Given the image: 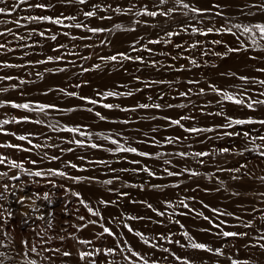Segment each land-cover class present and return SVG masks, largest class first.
Returning a JSON list of instances; mask_svg holds the SVG:
<instances>
[{"label":"rangeland","instance_id":"1","mask_svg":"<svg viewBox=\"0 0 264 264\" xmlns=\"http://www.w3.org/2000/svg\"><path fill=\"white\" fill-rule=\"evenodd\" d=\"M30 2L37 3L40 0H30ZM43 2L53 7L41 10L28 8L27 4H24L11 15L0 14L2 21L0 33H3L0 35V44L5 45L4 48H0V77H14L13 80L0 79V89H8L6 92L0 91V101L30 103L33 108L37 104H55L57 108L47 109L45 114L13 108L7 103L0 106V120L10 121L9 124L0 127L16 135L31 133L29 139L32 143L42 146L32 148L30 153L0 147V154L9 159L23 160L25 168L31 171L46 172L47 169H59L70 176L96 177V180L82 179L80 182H74L59 176L34 177L18 169H11L7 164L0 165V172H8L9 176H19L18 180L0 178V185L6 183L9 186L7 192L0 187V192L6 196V199L0 200V205L10 208L15 213L4 232H0V253L4 254L0 256V260H3V264H28L29 259H35L37 264H85L84 261L79 260V251L94 252L96 248L105 247L115 249L118 242L123 246L124 241H127L135 251L145 254L147 258H154L157 264H181L171 255L172 252L187 257L193 261V264H230L227 259L229 255L241 261H248L249 264H264V250L247 247L250 241L255 243L252 238L258 235L256 229H264V197L259 195L264 192V182L258 179L264 176V157H259L256 152L244 151L246 147L252 148L253 145L243 136L224 135L225 132L233 131H250L253 135L257 133L264 135V126L250 124L233 125V128L222 127L229 116L235 119H264V105H255L254 110H251L227 101L218 104L217 101L221 98L208 88L209 84H214L218 88L232 92L238 98H244L246 102L249 99L264 100V95H259L264 92V86L254 82L245 83L239 79L240 76H247L264 80V73L257 71L258 68H264V52L253 50L247 36L240 35V30L235 28H232V32L237 34L234 36L223 30L201 35L191 32L188 27L191 24L206 31L208 27L223 29L237 23L243 25L264 21V16H246L241 12L245 4L257 3L259 0H185L186 3L196 7L210 9L202 17L193 13L184 17L182 12L186 10L179 8L169 17L159 14L156 17L135 15V12L140 11L145 5L148 6L149 11L158 13L162 10L166 11L167 8L176 7L174 0H168L164 5H160L159 0H89L87 6L66 4L62 3V0H43ZM11 3L12 0H9V7ZM96 4L100 5L96 16L85 17L83 12L94 10L92 6ZM109 5L111 8L108 7ZM133 5L135 7L128 13H116L112 10L117 6L129 8ZM215 5L220 7L217 8ZM32 15L53 17L75 15L77 19L64 20L61 25L25 19ZM101 16H110L111 19L102 20ZM15 21H19V24ZM75 23L111 31L93 34L84 27L78 29L64 26ZM116 24L121 25L119 30L114 28ZM8 29H11V32ZM32 29H36V32L33 33ZM41 31L45 32L44 37L39 35ZM65 32L69 35H63ZM167 32L179 34L168 37L165 35ZM51 35H56L57 40H51ZM72 36L78 39L73 40ZM79 37H90V39H79ZM238 37L239 41H244L248 45V50L229 52V48L240 47ZM158 39L166 42L149 43L150 40ZM102 40L107 43L101 45ZM213 41L221 43H213ZM193 44L197 46L193 48ZM59 45L66 47L58 48ZM177 45L180 47L178 48ZM134 47L138 50L133 51ZM145 48H150L152 51L148 52ZM54 49L58 50L54 51ZM116 52H125L133 57L141 56L145 62L135 60L107 62L99 59V56L113 55ZM57 55L62 56L63 60L36 63L46 60L48 56ZM252 56H256L257 59H250L249 57ZM193 59L197 62L195 65L190 62ZM153 62L155 67L152 66ZM5 63L22 65V67H6ZM94 64H99L100 67L93 68ZM59 68L66 70L61 72L57 70ZM83 68H88L90 71L84 72ZM137 76L140 77L139 81L135 79ZM20 80L26 83L21 84ZM188 81H199V83H188ZM77 84L81 87H75ZM200 88L205 89L204 95H199ZM59 89L96 99L98 103L89 104L78 96L65 95ZM189 89L192 91L188 96H179V92H188ZM106 91H131L134 95L111 97L97 95ZM149 96L152 100L148 99ZM104 103L120 105V108L107 109L102 106ZM141 103H160L162 107L160 109L136 107ZM169 104L173 107L169 108ZM88 108H92L93 111H87ZM123 108H136V110L125 112L121 110ZM68 109L74 110L68 111ZM95 112H100L106 119L100 120ZM218 112L223 114L216 115ZM24 116L30 117L31 121L40 120L43 123L24 121L16 123L13 120ZM181 116L194 118L181 121L186 128L195 126L213 128V131L187 133L179 126L171 125L168 120L163 119V117L179 119ZM65 126H81L82 131L91 135L80 136L78 133L59 131ZM98 133L112 136L121 144L135 147L138 152H148L151 156L109 152L107 149H115L116 145L103 139V136L97 135ZM117 133L120 135H115ZM176 137L180 139L177 140ZM168 138H171L173 143L169 144ZM73 139L84 140L86 145L96 143L102 147L97 149L79 147L75 143L68 142ZM5 143L20 144L25 148L32 147L27 141H20L15 136L0 132V144ZM255 143L259 145L261 142L257 140ZM225 147L231 151L218 152V149ZM69 148L73 150L67 151ZM198 151L209 152L210 155L199 158L192 155L186 158L175 155L178 152ZM156 153L161 155L157 157ZM53 155L59 159L51 160L50 157ZM81 156L85 159H79ZM30 160H36L37 164H31ZM99 160L105 161L106 164L95 163ZM134 160L140 161V164L131 163ZM165 160L171 163L164 164ZM199 160H203L204 164H200ZM69 162L77 164L78 168H71ZM242 164H246L247 168L241 169L240 173L218 171L220 168L234 169ZM144 166L153 170L156 175L149 176L140 170ZM164 168L174 172L188 168L198 172L199 175L194 177L183 173L180 176H168ZM113 169L115 172L112 171ZM122 169L126 171H121ZM244 172L250 173L255 178L243 175ZM234 175L241 178L233 180ZM114 176H119L120 180L114 181L112 185L102 183ZM141 185L144 187L141 188ZM110 188L113 191H109ZM65 189L79 192L81 198L91 207L99 209L101 217L88 213L79 204L78 199L66 193ZM121 192L127 195L121 196L119 194ZM34 193L38 194V197L33 195ZM44 193L49 194L48 199H44ZM21 196L31 199H26L21 205L17 202ZM101 199L115 203L100 205L98 201ZM180 199H185L189 208L180 206ZM165 201L171 202L172 207L168 208ZM145 202L151 203L158 211L166 210V215H157L146 206ZM212 209L217 211L213 212ZM21 213H27L29 221L27 226L21 225V221L25 218ZM49 213L52 214L50 217ZM199 213H203V216ZM41 216L45 219H39ZM78 216H84L85 220L80 221L77 219ZM204 216L209 217L212 223L205 220ZM48 219L52 221L51 228L47 227ZM88 220H97L98 223L90 224L79 232L73 227L81 223L87 224ZM250 220L252 225L244 227L243 225ZM221 221L224 222L220 225L222 230L247 232L248 237L224 238L217 235L220 229L214 227V224H219ZM100 224L109 227L115 235L105 234L102 238H97L95 234L102 232ZM125 224L134 231L129 232L128 228L124 227ZM135 231L143 233L150 243L145 245L140 237L135 235ZM185 231L195 241L205 243L213 249L223 247L224 256L190 247L181 248L175 243L159 239V235L162 234L187 245L189 241L183 236ZM36 232L40 233L43 240L37 237ZM70 233H75L78 239L92 240L93 244L81 245L77 239L69 236ZM60 237L65 239L61 240ZM22 240H27L29 247L35 244L38 252L30 253L25 257L23 253L27 248L21 244ZM152 244H156L157 247H151ZM57 248L61 251H69L72 255L64 257L60 253L43 251V249ZM164 248L170 249V252L163 251ZM45 257H51V261L46 260ZM91 261H95L96 264H110L113 261L128 264V261L122 259L119 249H116L113 255L96 254L89 258L88 264H91Z\"/></svg>","mask_w":264,"mask_h":264},{"label":"snow or ice","instance_id":"2","mask_svg":"<svg viewBox=\"0 0 264 264\" xmlns=\"http://www.w3.org/2000/svg\"><path fill=\"white\" fill-rule=\"evenodd\" d=\"M168 2V0H159V4L160 5H164ZM62 3H66V4H79V5H85L87 6V4L89 3V0H62ZM27 4L28 8H36V9H41V10H47L51 7H53V5L49 4V3H45L43 2V0H40V2L37 3H31L30 0H12L11 6L9 7V0H0V14L3 15H11L13 12H16L17 9L21 6ZM174 4L176 7H171V8H167L166 11H159V13L157 11H149L148 10V6L145 5L140 11H136L135 15L136 16H141V15H147L150 17H156L158 14L161 16H165V17H169L171 16L173 13H175L178 8L179 9H184L186 11L182 12V15L184 17H188L189 13H193L196 16L202 17L206 12L210 11V9L208 8H204V7H196L192 4L186 3L185 0H174ZM94 10L92 11H85L83 12V15L85 17L91 18L96 16L97 14V10L100 8V5L96 4L92 6ZM109 8H111V5L108 6ZM135 6L133 5L132 7L129 8H121L120 6L115 7L114 9H112L114 12L116 13H128L131 12L132 9ZM215 7H220L219 5H215ZM241 12L242 14L246 15V16H252V17H256L257 15H261L264 16V0H259V2L257 3H252V4H245L242 8H241ZM216 15H221V13H216ZM174 18V17H173ZM25 19L29 20V21H38V22H51L53 24H57V25H61L63 24L64 20H72L75 21L77 19V17L75 15H67V16H49V15H32V16H27L25 17ZM100 19H111L110 16H101ZM2 22V21H0ZM15 23L19 24V21H15ZM137 23H139V21H137ZM181 23H183V21H181ZM65 27H75V28H81L84 27L87 29L88 32L93 33V34H97V33H101V32H105V31H111L110 29H105V28H101V27H89L88 25H82L80 23H75L74 25H64ZM188 27L191 29V32L193 33H199L201 35H207L209 33H212L214 31H226L232 35H237L236 33L232 32V28L238 29L240 30V35H246L248 40L251 41V48L253 50H258L261 52H264V21H257L255 23H248V24H233L231 27L229 28H223V29H218V28H213V27H208L206 29V31H202L200 28H197L191 24L188 25ZM114 28L119 30L121 28L120 24H116L114 25ZM132 31H134V29H131ZM186 30V29H185ZM9 32H11V29H8ZM32 32L35 33L36 29H32ZM179 33L177 32H167L165 35L168 37H172L175 35H178ZM0 35H3V33H0ZM39 35L41 37L45 36V32L41 31L39 32ZM63 35L68 36L69 33L65 32L63 33ZM73 40L78 39V37L72 36L71 37ZM50 39L55 41L57 40V36L56 35H51ZM79 39H90V37H79ZM238 41H239V37H238ZM161 42H166L163 41V39H158V40H150L149 43L150 44H158ZM107 41H101L100 44L104 45L106 44ZM213 43H221L220 41H213ZM240 43V47L238 48H229L228 51L229 52H239L241 50L247 51L248 50V45L245 44L244 41H239ZM197 45L193 44L192 47L195 48ZM5 45L0 44V48H4ZM66 47L65 45H59L58 48H64ZM177 47L179 48L180 45H177ZM58 49H54V51H56ZM133 51H137V48H133ZM146 51L151 52L152 49L150 48H145ZM9 51H11L9 49ZM217 55H219L217 53ZM83 59H89V57H82ZM250 59H257L256 56H252L249 57ZM99 59L102 61H107V62H122V61H126V60H135L141 63H144L145 61L143 60V58L141 56H129L127 53L125 52H116L113 55H108V56H99ZM63 60V57L60 55L57 56H48L46 60H40V61H36V63L39 64H44V63H48V62H52V61H61ZM192 64H196V60H191L190 61ZM6 67H22V65H12V64H7L5 63ZM152 66L155 67V62L152 63ZM100 65L99 64H94L93 68H99ZM181 68H183V66H181ZM58 71H65V68H59L57 69ZM46 71H50L49 69H46ZM82 71L87 72L90 71V69L88 68H83ZM257 71L264 73V68H258ZM37 75H42L40 73H37ZM235 75V74H233ZM0 79H4V80H13L14 77L12 76H3L0 77ZM136 80H140V77L137 76L135 77ZM239 79L241 81H244L245 83H258L261 86H264V80H257L255 78H249L247 76H240ZM21 84L26 83V81L24 80H20ZM156 83V82H153ZM188 83H199V81H188ZM148 86V85H146ZM13 87H15V85H13ZM75 87L79 88L81 87L80 84L75 85ZM208 88L211 90V92L215 93L217 96H219L221 99L217 101V103L219 104L221 101H227V102H231L237 105H241V106H245L248 109L254 110V106L255 105H264V100H260V99H249L248 102H246V100L244 98H238L237 95H234L232 92L225 90V89H221L216 87L214 84H209ZM7 88L4 89H0V91H7ZM137 91H139L140 89H136ZM60 92H63L65 95L68 96H72V97H77L78 94L76 92H69L66 91L65 89H59ZM191 89L188 90V92H179V96L181 97H185L188 96L189 93H191ZM133 93L131 91L129 92H114V91H106L104 93H97V95H103L104 97H111V96H131ZM205 94V89L204 88H200L199 90V95H204ZM259 95H264V92L259 93ZM79 99L86 101L89 104H97L98 101L96 99H91L89 97L86 96H78ZM149 100H152V97L149 96L148 97ZM10 104L11 107L13 108H18V109H24L27 110L29 112L32 111H36L39 113H46L47 109H56L57 106L55 104H37L35 108L32 107V105L30 103H14L12 101H0V106H2L3 104ZM104 108L107 109H112L113 107L116 108H120V105H112V104H108V103H104L102 105ZM136 107L140 108V109H148V108H155V109H160L162 107V105L160 103H153V104H147V103H141L138 104ZM169 108L173 107V105L169 104L168 105ZM180 107H185V105H180ZM74 109H68V111H73ZM122 111H135L136 108H123L121 109ZM87 111L92 112L93 109L92 108H88ZM201 111H203V109H201ZM223 113H216V115H222ZM95 115L100 119V120H105L106 117H104L103 115H101L100 112H95ZM155 118V117H154ZM163 119L168 120L170 122L171 125H176L179 126L181 129H183L185 132L187 133H203V132H212L213 128H200V127H188L186 128L184 126L183 123H181V121L183 120H190V119H194L193 117L190 116H181L179 119H172L171 117H163ZM13 120L16 123H20L21 121L24 122H33V123H43V121L40 120H35V121H31L30 117L28 116H24L21 117L19 119L17 118H13ZM124 123H128V121H123ZM10 121L8 119H4V120H0V125H7L9 124ZM250 124H259L261 126H264V119L261 120H253L251 118L249 119H235L233 117H227V122L222 125V127L224 128H233V125H250ZM55 130V129H54ZM59 131H67L70 133H78L80 136H90L91 134L85 131L81 130V126H76V127H63L60 128ZM153 131H155V129H153ZM255 131V130H254ZM0 132H3L6 135H12L15 136V138L17 140L20 141H27V143L29 145H32L31 148H25L20 144H13V143H5V144H0V147L3 148H12V149H16L18 151H24V152H31L32 148H40L42 147L40 144H33L32 140L29 139V136L32 135L31 133L28 135H16V133H9L7 132L3 127H0ZM100 136H103V134H97ZM117 136H119L120 134L117 133L115 134ZM224 135L226 136H243L249 143H251L253 145L252 148H245L244 151H249V152H256V154L259 157H264V135H260L259 133H257L256 135H253L252 132L250 131H243V132H225ZM103 139L109 140L111 144L116 145L115 149H107L109 152L115 151V152H128V153H136L139 156L142 157H150L151 154L148 152H143V151H139L138 149L135 147H131V146H125L124 144H121L120 141L118 139H114L112 138V136H103ZM177 140L180 139V137H176ZM259 140L261 143L259 145H257L255 142ZM70 143H75L77 146L79 147H91L93 149H97L102 147L99 144L96 143H91L89 145H86L84 140H80V139H73L71 141H68ZM167 142L169 144L173 143V140L171 138H168ZM52 146V145H50ZM73 149L69 148L67 149V151H72ZM61 151H64V149H61ZM231 151V149L225 147V148H220L218 149V152L220 153H229ZM161 155V153H156V156L159 157ZM175 155H178L182 158H186L189 155L195 156V157H206L209 156L210 153L209 152H205V151H198V152H193V153H187V152H178L175 153ZM45 156H47V153H45ZM51 160H58L59 157L53 155L50 157ZM79 159L84 160L85 158L83 156H81ZM31 164L36 165L37 161L36 160H30L29 161ZM200 164H204L203 160H199L198 161ZM95 163L98 164H106L105 161L103 160H99V161H95ZM131 163L133 164H140V161H131ZM171 161L165 160L164 164H170ZM7 164L11 169H18L21 172H25L27 175L29 176H34V177H44V176H59V177H64L67 178L69 180H72L74 182H80L82 179H88V180H96V177H77V176H70L68 175L67 172L59 170V169H47V171H42V170H35V171H31L25 168V164L23 160L17 161L15 159H9L7 156H4L2 154H0V165H5ZM69 166L73 169L78 168V165L75 163H71L69 162ZM247 168L246 164H242L240 165V167L234 168V169H226V168H220L218 169V171H228V172H234V173H240L241 169ZM143 172H146L149 176H155L156 173L151 170L150 168H148L147 166H144L142 169ZM164 172L168 175V176H180L183 173H188L190 176H196L199 175L198 172L193 171L191 169L188 168H184L182 171H170L168 168H164L163 169ZM113 172H115V169L112 170ZM121 171H126L125 169H122ZM133 171H136V169H133ZM243 175L249 176L250 178H255L252 177L250 175V173L248 172H244ZM0 178H8L11 180H18L19 176L18 175H12L9 176L8 172H0ZM240 176H232L233 180L236 179H240ZM260 181L264 182V176H260L258 178ZM120 177L119 176H114L113 178L110 179H106L104 180L102 183L106 184V185H112L114 183V181H119ZM49 183H52V181H49ZM176 185H173V187H175ZM0 187H2L4 189L5 192L8 191V184H2L0 185ZM62 187V186H61ZM141 188H143L144 186L141 185ZM153 187H160L159 185H153ZM21 191H23V189L21 188ZM66 193L75 196L78 199V202L80 205H82L88 213H90L92 216L95 217H101V213L99 211V209H94L93 207H91L89 205L88 202H86L83 198H81L80 193L76 192V191H72L71 189H65ZM109 191H113V189H109ZM121 196H126L127 193L121 192L119 193ZM33 195H37L38 194L34 193ZM48 193H44V199H48ZM233 195H238V193H233ZM259 195L261 197H264V192L259 193ZM6 199V196L4 195L3 192H0V200H4ZM26 199H31L30 197H25V196H21L19 198V200L17 201L19 204L23 205L24 201ZM187 199V198H185ZM185 199H180L179 200V205L182 206L183 208L187 209L189 208V205L187 203H185ZM109 203H115V201H106V200H99L98 204L100 205H107ZM146 203V206L151 209L153 212H156L157 215L159 216H164L166 215V210L165 211H158L155 207H153V205L151 203ZM165 204L168 208L172 207L171 202L165 201ZM205 207H207V205H205ZM0 232H4L6 225L11 221V219L14 218L15 213L10 209V208H6L3 205H0ZM77 211H79V209H77ZM213 212H216V209H212ZM255 211V209H254ZM21 215L23 217H25L22 221H21V225L22 226H27L28 224V218H27V213H21ZM49 217L52 215L51 213L48 214ZM199 215L203 216V213H199ZM228 215H232L231 213H228ZM205 220H209L210 223H212V221L210 220L209 217L204 216L203 217ZM39 219H45L44 216L39 217ZM77 219H79L80 221H84L85 217L84 216H78ZM130 219H135L134 217H130ZM98 221L97 220H88L87 224L81 223L79 225H73V227H75L76 231L79 232L81 231V229L87 228L88 225H95L97 224ZM176 223H179V221H176ZM224 222L221 221L219 224H214V227H216L217 229H220V231L217 232V235H220L224 238H245L248 237V233L247 232H235V231H224L220 228V225L223 224ZM47 227L51 228L52 227V221L51 219H48L46 221ZM252 225V221H248L247 223H245L243 226L244 227H250ZM100 227L102 228V232L96 233L95 235L97 236V238H102L105 234H107L108 236H114L115 233L109 228L104 226L103 224H100ZM124 227L128 228L129 232H133L134 229L129 227L127 224L124 225ZM181 227H183V225H181ZM33 231H35V229H33ZM258 235H256L255 237H253L252 239L255 241V243H252L250 241V243L247 245V247H256L259 248L261 250H264V243H261V241H264V229L262 228H257L256 229ZM37 237H40V233L36 232ZM135 235L140 237V239L143 241V243L145 245H148L150 243L149 239L147 237L144 236L143 233L139 232V231H135ZM69 236L73 239H77V242L81 245H92L93 241L92 240H83V239H78L75 236V233H70ZM183 236L186 237L189 241V243L187 245L185 244H181V242L179 240H173L170 237H166L164 235H159V239L160 240H167L169 243H175L177 245H179L181 248L184 247H190L192 249H196V250H203L206 252H210L213 253L214 255L217 256H224V248L223 247H217V248H212L209 245L205 244V243H200L195 241L191 236H189L188 232H183ZM41 240H43V237H40ZM61 240L65 239L64 237H60ZM21 244L27 248V251L23 253V255L25 257H27L30 253H37L38 252V248L35 244L31 245L29 247V242L27 240H22ZM151 247L156 248L157 245L156 244H152ZM116 249H119V252L122 254V259L128 261V264H157V261L153 258V259H149L147 258V256L145 254H142L140 252H137L133 249V247H131L130 245H128L127 241L123 242V246L118 242L116 248H112V247H105V248H96L95 251H79L78 252V257L80 261H84L85 264H88L89 262V258L93 257L96 254H100L103 253L104 255H113L116 252ZM43 251H52L55 253H60L62 256L64 257H68L71 256L72 253L69 251H61V249L57 248V249H43ZM163 251L165 252H170V249L164 248ZM124 253H127L126 255ZM3 253H0V256H3ZM171 255L179 262H181V264H193V261L188 259L187 257H181L176 255L174 252L171 253ZM135 258V259H134ZM46 260L51 261V257H45ZM227 259L230 261V264H249L248 261H241L239 259L233 258L231 255H229L227 257ZM0 264H3V260H0ZM28 264H37V261L35 259H29L28 260ZM91 264H96L95 261H91ZM110 264H120V262H110Z\"/></svg>","mask_w":264,"mask_h":264},{"label":"bare ground","instance_id":"3","mask_svg":"<svg viewBox=\"0 0 264 264\" xmlns=\"http://www.w3.org/2000/svg\"><path fill=\"white\" fill-rule=\"evenodd\" d=\"M93 9V8H92ZM232 17V16H231ZM115 64V63H114ZM34 81V80H33ZM94 85V84H93ZM134 95V94H133ZM258 130V129H257ZM145 149V148H144ZM106 168V167H105ZM195 177V176H194ZM64 217V216H63ZM1 259V258H0ZM174 260V259H173Z\"/></svg>","mask_w":264,"mask_h":264}]
</instances>
